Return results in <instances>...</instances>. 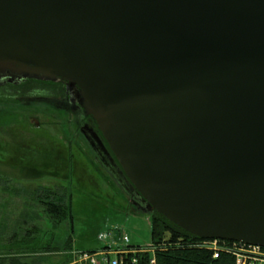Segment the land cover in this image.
<instances>
[{
    "label": "water",
    "instance_id": "water-1",
    "mask_svg": "<svg viewBox=\"0 0 264 264\" xmlns=\"http://www.w3.org/2000/svg\"><path fill=\"white\" fill-rule=\"evenodd\" d=\"M0 77L77 87L149 213L264 248V0H0Z\"/></svg>",
    "mask_w": 264,
    "mask_h": 264
},
{
    "label": "rangeland",
    "instance_id": "rangeland-1",
    "mask_svg": "<svg viewBox=\"0 0 264 264\" xmlns=\"http://www.w3.org/2000/svg\"><path fill=\"white\" fill-rule=\"evenodd\" d=\"M27 80L55 84L23 79L0 87H18ZM22 93L27 106H0V257L34 224L54 246L62 249L71 240L76 258L106 253L104 248L110 247L113 261L118 248L150 246L153 212L98 164L69 111L59 109L60 94L41 89ZM60 187L72 197L73 221L54 228L34 195L40 188ZM63 255L54 253L53 264L63 262Z\"/></svg>",
    "mask_w": 264,
    "mask_h": 264
},
{
    "label": "trees",
    "instance_id": "trees-1",
    "mask_svg": "<svg viewBox=\"0 0 264 264\" xmlns=\"http://www.w3.org/2000/svg\"><path fill=\"white\" fill-rule=\"evenodd\" d=\"M38 89L52 90L64 98L63 90L59 84L27 80L18 87L13 85L0 87V106L11 108L27 106L28 99L22 91ZM34 201L54 224V228L66 221L72 223V197L69 196L67 189L63 187L40 188L34 195ZM40 235L41 228L36 224L31 225L22 239L17 238L16 241L10 243L8 253L0 257V264H42L43 261L53 264L50 257L54 253L64 254L65 259L59 264H87L86 262L81 263L80 254L78 258L73 255L71 240L61 249L54 246L53 239L47 240L43 234L40 238ZM15 237L17 234L12 237V240ZM204 242L201 238L184 231L155 211L151 215L150 246L141 248L140 246H128L118 248L115 252H117L118 258H122L126 264H236V259L231 253L223 252L217 259L214 258V252L203 247ZM104 250L110 251V247H106ZM121 251L124 253H120ZM88 253L94 255L98 252ZM75 258L79 260L77 261Z\"/></svg>",
    "mask_w": 264,
    "mask_h": 264
},
{
    "label": "flooded vegetation",
    "instance_id": "flooded-vegetation-1",
    "mask_svg": "<svg viewBox=\"0 0 264 264\" xmlns=\"http://www.w3.org/2000/svg\"><path fill=\"white\" fill-rule=\"evenodd\" d=\"M7 82L10 83V80L0 77V86L2 84H6ZM59 84L61 85L64 93V98L62 97L63 100L60 101V105L58 106L59 109L64 112L69 111L73 120L76 122L78 132L84 138L91 153L98 161V164L102 166L108 173L110 172L113 175L114 180L117 179V181H119L126 189V191L130 193L131 197L146 207L143 203V199L139 196L136 190H132L130 188L128 182L125 180V177L122 174V167L117 161L103 134L99 130L97 123L93 118L86 115L84 109L79 104V89L77 87L70 86L63 81H61ZM65 103H68L70 110L66 108Z\"/></svg>",
    "mask_w": 264,
    "mask_h": 264
},
{
    "label": "built area",
    "instance_id": "built-area-1",
    "mask_svg": "<svg viewBox=\"0 0 264 264\" xmlns=\"http://www.w3.org/2000/svg\"><path fill=\"white\" fill-rule=\"evenodd\" d=\"M124 242H129L128 237H124ZM203 247L213 251L216 259L220 253L226 252L234 255L236 264H264V248L260 246L214 240L205 241ZM107 255V253L99 256L84 255L80 261L87 264H126L122 258L110 261Z\"/></svg>",
    "mask_w": 264,
    "mask_h": 264
}]
</instances>
